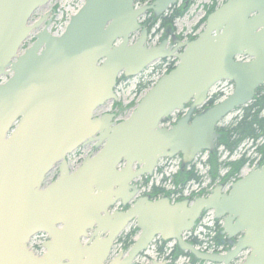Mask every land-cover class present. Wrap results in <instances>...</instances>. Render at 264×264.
<instances>
[{"label": "water", "instance_id": "1", "mask_svg": "<svg viewBox=\"0 0 264 264\" xmlns=\"http://www.w3.org/2000/svg\"><path fill=\"white\" fill-rule=\"evenodd\" d=\"M49 1L0 0V78L7 77L0 83V264H135L156 236L176 241L192 255L189 264H232L246 250L238 264H264V162L228 191L221 183L193 201L137 196L131 184L152 176L162 158L180 155L184 169L203 151L213 152L221 120L264 86V0H226L195 39L176 38L174 46L167 38L149 46L139 18L148 11L160 18L178 0L140 8L134 0H85L60 35L49 31V13L31 23ZM167 58L177 65L128 117L117 122L115 113L96 114L118 100L120 75L138 76ZM224 80L233 92L203 108ZM175 112L184 114L163 125ZM90 144L93 150L72 171L68 155ZM55 167L57 178L46 183ZM118 202L129 207L112 211ZM208 210L223 220L221 235L230 245L224 254L202 252L182 237ZM133 221L139 235L111 256ZM38 232L48 235L42 256L27 246Z\"/></svg>", "mask_w": 264, "mask_h": 264}, {"label": "rangeland", "instance_id": "2", "mask_svg": "<svg viewBox=\"0 0 264 264\" xmlns=\"http://www.w3.org/2000/svg\"><path fill=\"white\" fill-rule=\"evenodd\" d=\"M84 1L85 0H50L47 5L36 10V12L31 18V22H35L36 19L42 14L49 13V18L52 19L51 24L49 26V31L60 34L65 29V26L68 23L70 16L75 14L79 10V8L83 5ZM225 1L226 0H191L186 12L181 17L175 19L172 28H174V31L178 32L182 37H190L194 34H198L200 31L203 30L205 19L210 13V11L213 9V7L216 8ZM170 13L171 11L169 10L166 14ZM157 24L158 23H156L152 28L149 40L150 43H158L160 40V32L155 31L157 30ZM32 42L33 39L29 38L24 43L22 48H26ZM151 70L152 67H147L146 71L144 72V76L138 75L135 77L120 79L116 88L118 100L109 101L105 103L103 107L99 108L96 114L112 112L116 114L117 121L123 120L128 117L133 111L136 104L139 102L140 98L146 92L144 91V89L140 90L139 84L140 82H144L147 78H149V73ZM223 87L229 89L230 84L223 85ZM216 92L217 91L213 89L211 90L210 95H213ZM242 113V108H237L221 120V122L218 124L217 129L225 128L232 125L242 115ZM262 115L264 116V111L262 112ZM263 145L264 137L259 138L255 142H252L251 140H246L232 152H230L225 146L218 145L216 146L215 151L212 152L214 154H212L213 158L212 155H210L211 153L203 152L198 157L197 162L194 166H192V168L189 169L188 167H186L185 169H181V166L179 165L177 173L174 175L172 174L173 176L171 175L170 180L162 182V186L154 189L155 192L153 193H166L168 195H171L173 192H180L182 194L184 190H187L185 192L188 194V192H190L191 190L193 192V195H196L197 192H194L196 188L198 190L202 189L200 190V192H204L206 189L216 186L220 183H223L225 188H228L230 183L243 176L246 172L249 171L252 166L256 165L257 163L262 164L264 162V154L262 153V151L258 150V148ZM89 148L90 146H86L85 148L82 147L79 149V152L76 151L74 154L70 155L69 162L71 165V169H75L79 165L81 161H77L76 159L79 158V156H85L86 154H88ZM242 157L245 158L247 161L239 169V172L232 174L231 168L233 167L234 163L238 162ZM213 160L217 162L215 168H213ZM198 169L199 171L198 173H196L200 176L198 180H186L190 172H193L195 174V171ZM56 177L57 171L56 169H54L48 175L46 183L54 180ZM150 183L151 180H147L146 178L140 181V184L142 186H147ZM198 183L200 184V186ZM132 228L133 226L129 225L125 229L123 234L118 237L119 239L117 240L114 246V252H118L119 250L123 249V242L125 240V236L132 230ZM135 238L136 236L134 237V239ZM157 247L158 245H156V247L154 246V248ZM152 250L153 249H151L150 251ZM178 256H175V261L178 260L177 263L180 264L184 258H181L179 260Z\"/></svg>", "mask_w": 264, "mask_h": 264}, {"label": "trees", "instance_id": "3", "mask_svg": "<svg viewBox=\"0 0 264 264\" xmlns=\"http://www.w3.org/2000/svg\"><path fill=\"white\" fill-rule=\"evenodd\" d=\"M188 7L186 9H182V8H175L173 6L169 9L171 11L170 14L163 15L159 19H154V20L147 19V22L149 23V26H148L149 30H151L156 23H159L160 25L168 24L171 27H173L175 19L181 17L186 12ZM214 10H215V7H213L210 13ZM191 38L194 39L195 37H191ZM139 87H140V90L145 89L147 88V84L140 83ZM218 99L219 98L217 95H213L209 99L208 105L214 104ZM241 108L243 111L242 115L232 125L225 127V128L217 129V131L221 134V137L217 140L216 145L217 146L223 145L230 152L237 149L246 140H251L252 142H255L259 138L264 137V116L262 115V112L264 110V86H260L256 90L255 97L251 103ZM167 121H169V119L164 120V122H167ZM258 150L262 151V153L264 154V145L259 147ZM212 154L213 153H211L210 155ZM213 155H212V158H213ZM246 161L247 160L242 157L240 158L238 162L234 163L233 167L231 168L232 174L239 172V169L245 164ZM216 165H217V162L213 160V168H215ZM189 179H198V177L193 172H190L186 180H189ZM136 233H137V230L132 229V231H130L125 236V240L123 242L124 249H127L131 246V244L133 243L132 237ZM219 237L220 236L218 235L217 239H219ZM193 243L195 244L196 242L193 241ZM174 254L175 256H178L180 254L187 255V253L181 252L178 248H175Z\"/></svg>", "mask_w": 264, "mask_h": 264}, {"label": "built area", "instance_id": "4", "mask_svg": "<svg viewBox=\"0 0 264 264\" xmlns=\"http://www.w3.org/2000/svg\"><path fill=\"white\" fill-rule=\"evenodd\" d=\"M170 66H171L170 61L162 64L161 68L157 69L156 72L153 74V76L150 78V81H152V82L156 81L162 74H164L165 72H167L169 70ZM219 90L225 96V95L229 94V92L231 91V87L229 89L228 88H219ZM179 165H180V159H178V158L164 160L160 172H156L153 175V177L150 179L151 183L148 184L147 186H142L141 191L150 193L152 191V189L154 188V186L161 187L162 182H166L167 180H170L171 175L172 174L174 175L177 173ZM190 168H192V167H189V169ZM198 171H199V169L196 170L195 173H198ZM154 181H155V184H154ZM199 186H200V184H199ZM209 189L210 188L206 189L204 192L209 191ZM200 190H202V189L198 190L196 188V190H194V192H197L196 195L199 194ZM185 191H187V190H184L182 194L180 192H173L171 194V198L173 200H176V199L181 198V197L195 196V195H193V192L191 190H190V192H188V194ZM204 192H200V193H204ZM201 224L202 225L200 227H198L197 229H195L194 231L185 233L184 237L186 239H190V240L191 239H197L198 240L197 248H199L202 251L224 252V246L217 244L213 239L215 234H216V224H215V218H214L213 213L211 211L208 212L203 217ZM205 227H209L210 236H208V237H205V235L203 234V232L205 231ZM41 243H42V240L37 242V245L40 246ZM159 245H162L161 241L159 242ZM154 246L156 247V243H154L149 248V250H147L144 253V255L139 259V262H147L151 258H160V259L167 258V261L169 264H172V263L178 264L177 263L178 260L177 261L173 260L172 256L170 255L171 251L173 250V248L175 246L174 242H170L166 246H164V252L165 253H163L162 255L159 253L157 248H154ZM151 249H153V250L150 251ZM181 258H184V259L180 264H186L187 262L190 261V258L187 256H184V257L181 256V257H179V260Z\"/></svg>", "mask_w": 264, "mask_h": 264}, {"label": "flooded vegetation", "instance_id": "5", "mask_svg": "<svg viewBox=\"0 0 264 264\" xmlns=\"http://www.w3.org/2000/svg\"><path fill=\"white\" fill-rule=\"evenodd\" d=\"M153 0H150V2H152ZM181 1V0H180ZM189 3H190V0H182L181 2H179V3H177V5H175L174 7L175 8H182V9H186L187 7H188V5H189ZM45 14H42L40 17H38L37 19H36V21L38 20V19H40L41 17H43ZM145 18L146 19H143V25H145L146 27H148L149 26V23L147 22V19H149V20H154V19H156V17L154 16V13L152 12V11H148V12H146L145 13ZM52 21V20H51ZM157 26V30H155V31H158V32H160V40H159V42H161L164 38H167V40H168V45L169 46H174L175 45V43H174V39H180V40H186V39H189L188 38V36H184V37H182V36H180V34L178 33V32H176V31H174V29L170 26V25H168V24H166V25H160L159 23L156 25ZM137 37H138V35H136L135 37H133V40H135V39H137ZM31 39H33V37L31 38ZM158 42V43H159ZM157 43V44H158ZM122 78H124V77H119V81H120V79H122ZM7 79V77H5V78H2L1 80H0V82L1 81H5ZM264 111V110H263ZM183 114V113H182ZM178 114H176V116H177ZM90 146V148H89V152H88V154L93 150V146H91V145H89ZM86 147V146H85ZM85 147H83V148H85ZM80 150H78L77 152H79ZM74 154V153H73ZM88 154H86V155H88ZM85 155V156H86ZM70 157V156H69ZM84 157V155L83 156H79V158H77L76 160L77 161H81V159ZM68 163H69V165H70V162H69V158H68ZM80 164V163H79ZM158 165H159V162H158ZM157 165V166H158ZM56 169V171H57V175H58V168H55ZM142 179H139V177H137V178H135V179H133L132 181H131V184L132 185H134L135 187H138L139 185H140V181H141ZM129 206H126V207H123L122 206V204H121V202H118L111 210L112 211H114V210H120V211H124V210H126L127 208H128ZM130 224H128L126 227H125V229L129 226ZM125 229L118 235V237L121 235V234H123V232L125 231ZM116 238V241H115V243L117 242V240L119 239V238ZM48 238H47V235L46 234H44V233H37V234H35L31 239H30V247H31V249H32V251L33 252H35V254H37V255H43V253L45 252L44 250V247H43V243L47 240ZM40 240H43V243L41 244V246H38L37 245V242L38 241H40ZM218 241L219 242H225V240H224V238L222 237V236H220L219 237V239H218ZM227 241V240H226ZM115 243H114V245H115Z\"/></svg>", "mask_w": 264, "mask_h": 264}]
</instances>
